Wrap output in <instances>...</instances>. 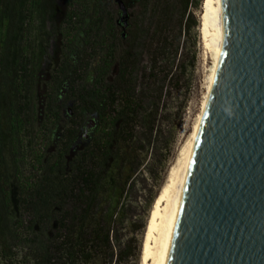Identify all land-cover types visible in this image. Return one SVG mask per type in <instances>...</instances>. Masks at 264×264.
Returning a JSON list of instances; mask_svg holds the SVG:
<instances>
[{
  "label": "trees",
  "instance_id": "1",
  "mask_svg": "<svg viewBox=\"0 0 264 264\" xmlns=\"http://www.w3.org/2000/svg\"><path fill=\"white\" fill-rule=\"evenodd\" d=\"M137 1L150 23L122 48L112 0H0V264L140 262L137 238L120 237L124 195L198 23L192 0L175 34L167 0Z\"/></svg>",
  "mask_w": 264,
  "mask_h": 264
},
{
  "label": "water",
  "instance_id": "2",
  "mask_svg": "<svg viewBox=\"0 0 264 264\" xmlns=\"http://www.w3.org/2000/svg\"><path fill=\"white\" fill-rule=\"evenodd\" d=\"M140 264H264V0H202L190 101Z\"/></svg>",
  "mask_w": 264,
  "mask_h": 264
},
{
  "label": "rangeland",
  "instance_id": "3",
  "mask_svg": "<svg viewBox=\"0 0 264 264\" xmlns=\"http://www.w3.org/2000/svg\"><path fill=\"white\" fill-rule=\"evenodd\" d=\"M112 1L113 5L110 13L112 15L111 20L115 24L114 34L119 39L120 47L124 48L126 47L125 43L132 40L130 35L134 34L137 28L145 30L149 26L150 19L145 14L146 11L142 1L134 0L130 6L126 7L125 1L120 0L125 7L127 18L119 21L121 16L119 4L116 0ZM179 2L180 0H167L166 4L162 3L168 7L171 6L172 30L175 28L177 30L181 17ZM201 4L202 0H192L190 10L193 12L198 25L191 31L189 37L181 34L177 58L180 69L184 67V72L181 71L178 74L180 81L176 85L177 87L168 92L162 100L159 136L154 140V146L152 145L148 151L145 165L132 179V188L124 195V201L129 203L131 208L127 212L128 221L122 227L120 237L122 241H126L130 237L135 236L139 241L140 247L153 200L164 182L190 101L198 65V30ZM124 25L125 28H123ZM176 30H174V34ZM144 32L146 33V31ZM146 37L143 41L146 40ZM139 60L140 67L147 65V50H145ZM68 109L72 113V108L68 107ZM90 121H92L93 126H96L97 122L95 119L92 116H88L85 120L84 131L90 125ZM88 130L90 129L85 132H88ZM136 227H139V230H135ZM125 264H140V262L139 260L135 262L128 261Z\"/></svg>",
  "mask_w": 264,
  "mask_h": 264
},
{
  "label": "bare ground",
  "instance_id": "4",
  "mask_svg": "<svg viewBox=\"0 0 264 264\" xmlns=\"http://www.w3.org/2000/svg\"><path fill=\"white\" fill-rule=\"evenodd\" d=\"M160 190H161V189H160ZM159 193H160V191H159ZM159 193H158V195L156 196V198H155V200H154V203L152 204V207H151V209H150L149 216H148V219H147L146 228H145V232H146V229H147V227H148V224H149V221H150L151 215H152V213H153V210H154V207H155V204H156L157 198H158V196H159ZM144 237H145V233H144ZM144 237H143V241H144ZM143 241H142V246H143ZM142 246H141V251H142ZM140 256H141V252H140Z\"/></svg>",
  "mask_w": 264,
  "mask_h": 264
},
{
  "label": "flooded vegetation",
  "instance_id": "5",
  "mask_svg": "<svg viewBox=\"0 0 264 264\" xmlns=\"http://www.w3.org/2000/svg\"><path fill=\"white\" fill-rule=\"evenodd\" d=\"M85 131H87V129H85Z\"/></svg>",
  "mask_w": 264,
  "mask_h": 264
}]
</instances>
